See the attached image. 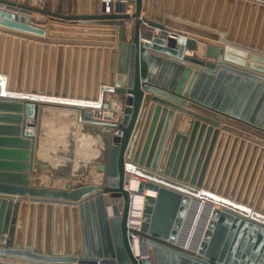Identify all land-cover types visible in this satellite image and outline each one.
<instances>
[{"label":"water","instance_id":"obj_1","mask_svg":"<svg viewBox=\"0 0 264 264\" xmlns=\"http://www.w3.org/2000/svg\"><path fill=\"white\" fill-rule=\"evenodd\" d=\"M31 2L0 0V109L11 113L0 120L12 135L1 140L12 148L0 153L17 169L0 164V264H264V10L257 7L252 23L251 5L244 26V4L237 25L238 0L226 26V0L215 29L218 0L206 26V6L197 23V6L184 18L188 0H128L131 15L118 0L107 14L101 0ZM31 13L48 19L35 24ZM164 27L191 35L165 38ZM45 29L103 37L51 42L40 39ZM194 42L214 64L183 56ZM247 52L261 56L249 57L251 72L240 69ZM105 94L124 105L117 125L91 119V110L106 109ZM180 114L190 119L183 134L175 132ZM89 167L99 184L73 187L69 180L87 178ZM33 169L48 172L49 183L65 180L63 189L30 187ZM130 176L139 179L136 195L155 193L143 197L139 230L129 231L140 260L125 230ZM197 200L207 205L183 251Z\"/></svg>","mask_w":264,"mask_h":264},{"label":"crops","instance_id":"obj_2","mask_svg":"<svg viewBox=\"0 0 264 264\" xmlns=\"http://www.w3.org/2000/svg\"><path fill=\"white\" fill-rule=\"evenodd\" d=\"M183 1L184 0H179V2H181V3ZM225 1L226 0H218L216 20L214 22V28L215 29L218 26L219 16H220V14H221V12L223 10L224 2ZM229 1L231 2V4H230L229 10H228V18L226 19V26H227V24L230 21V17H231L232 11L234 9V4L238 0H229ZM17 3L25 4V2L19 1V0H17ZM244 4L248 5V7H246V10L244 12V17H243L244 26H245L246 22L249 19L250 6L251 5L254 6V9L252 10V14L250 16V20H252V23H253V21H254V19L256 17V11H257L256 9H257V7H261L264 10V5H261L260 6L258 3H253V2H250V1H247L246 2L244 0H240L238 12H237V18H236L237 25H238V22L240 20V17L242 15V13H243V5ZM215 5H217L216 0H188V10H187L186 15H185L184 18L186 20L189 19L191 7L192 6H197V14H196V16L194 18L195 19L194 20L195 23H197V21L199 19V14H200L201 9H203L206 6L207 9H208L207 10L208 11L207 12L208 13V18H206V20L204 22V25L206 26L207 23H208V19H209L210 12L213 10V8H214ZM31 6H33V7H39V2L36 1V0H32ZM127 15H129V14H127ZM142 16H143V12H140V17H142ZM262 17H263V11L259 15L260 23H261ZM30 18H31V20H32L33 23L40 24V25H44L46 23L47 19H48L46 16H43V15H40V14H36V13H31ZM186 20H183L181 22L187 24V21ZM79 23H81V22L76 21V25H80ZM260 23H259V26H260ZM65 24H67V23H65ZM55 25H58L60 27H64L62 29H66V30H72L74 28L73 26L68 27V26L63 25V24H55ZM190 25L192 27H197V24H194V23L193 24H190ZM205 26L198 27V28L205 29ZM85 29H88V28H85ZM131 29H132V19L123 20L124 38L126 39V41H128L131 38ZM164 30L166 31L165 32L166 33L165 38H168L169 35H171V33H174V32L177 33L178 35H181V36L191 35V34H186L183 31L172 30V29L167 28V27H164ZM251 30H252V27L249 28V31H250L249 32V36L251 34ZM44 31H45V35H44L43 38H40V39H47L48 41H51V42H63V41H68L69 39H67V38L77 37V38H73L74 40H72V41H81V42L91 43V42H95L94 40H98L99 38L103 37V36H101L99 34H83V33L71 32V31H48V29H45ZM209 31L211 33H215V30H209ZM51 33H53V34H51ZM140 33L141 34L144 33V25H142V24L140 26ZM158 33H159V31L157 29H153V31L150 33V35L152 37H154V36H158ZM258 33H259V27H258V30L256 29V38L258 36ZM51 35H53V37ZM172 35H175V34H172ZM224 35H225V33H224ZM242 35H243V33L238 38V41H237L238 44H242L243 43V37H242ZM263 36H264V34H263ZM31 37H35V36H31ZM193 37H197V36H193ZM171 39H174V38H171ZM235 40H236V36H235V34H233L231 36V38H230V41L234 42ZM248 41H249V38L244 43L246 46H248V44H249ZM25 42L26 43H32L33 45H36L37 44V42H30L29 40H25ZM139 42L144 43L143 40H139ZM38 45L41 48L45 46L48 49H50V48H54V49H58V48L65 49L66 47H69V49H72L73 48V46H66V45H59V44H43V43H39ZM75 47H76L77 50H79L82 47L85 52L89 48L91 49V51L92 50L94 51V49H95L94 47H88V46H75ZM11 48H12V45H10V50H11ZM252 48H255V44L252 46ZM220 49H222V48H220ZM258 50L261 51L260 48ZM2 51H4V45H3ZM183 56L184 57H192V58H195L196 60L202 61L204 63L210 62V63H213L214 64V60L208 59V58H205L204 57V45H202V44H200L198 42H194V47L191 50L184 48V50H183ZM250 56L257 57V58H260L261 57L259 54L247 52L246 53L245 60H244V66L242 68H240L241 70L251 72V71L248 70V65L250 63L249 62V57ZM261 58L264 59V57H261ZM212 77H215V76H212ZM239 78L242 79L241 77H239ZM246 81H249V80L246 79ZM254 83H256V82H254ZM8 114H11V113H7L3 109H0V116H5V115H8ZM21 115L23 116V114H21ZM205 117H208V116H205ZM209 119H212V118H209ZM231 121H234V120H231ZM7 122L8 121H5V120L2 121V120H0V152H3L7 148H12V147H10V146H12L10 143H2V141H1V140H6V139L8 140V139H11L12 138L11 132H9V131H1V129L8 128L9 125H7ZM189 122H190V119L188 117L180 114V116L178 118V123H177L175 132L182 133V134L185 133L187 131V129H188ZM26 123H27V125H29L30 120H27ZM219 123H223V122H219ZM205 127H208L207 124H205ZM213 129L214 128L212 127V130ZM225 135H226V133H225ZM5 163H8L9 164L6 169L8 171H11V173H13V172H15L17 170L16 167L14 166L15 165L14 163H16V161H14V158L12 156H10V155H2L0 153V164H5ZM0 170H2V169L0 168ZM93 173L94 174H97L93 170V167H89L88 168V177L87 178H84V179H81V180L78 179V180H80L81 182H86L85 184H87V183H89L88 181H90V178L93 177ZM49 177H50V174L48 172H46V171H40V170H37V169H33V171H32V177L30 179V187H40V188H47V189H63L64 183L66 182L65 180L51 178L52 179V182L49 183L48 182V179H50ZM130 178L134 179L133 176H130ZM69 182L70 183L71 182L73 183L74 182V179L69 180ZM85 184H80V185H85ZM72 186L73 187H77L74 184H72ZM103 198H106V197L103 196Z\"/></svg>","mask_w":264,"mask_h":264},{"label":"built area","instance_id":"obj_3","mask_svg":"<svg viewBox=\"0 0 264 264\" xmlns=\"http://www.w3.org/2000/svg\"><path fill=\"white\" fill-rule=\"evenodd\" d=\"M119 3L124 4V13L125 14H132L133 7L130 4H127L128 0H118ZM101 3L104 5V13H109L108 6H113L115 0H101ZM103 101L106 103L107 107L106 109H94L90 111L91 119L98 122H105V123H113L115 125L119 124L121 120L122 115V109H123V103L119 99L118 95L114 94H105ZM119 135V132L116 128H113L111 131V137H117ZM136 181V188L134 190H127L128 193V206H127V213L125 218V230L127 233L129 231H138L141 221V215H142V206H143V197L146 196L145 190L140 195L141 201L138 204H135L133 201V195H136V189L139 179L136 177H133ZM151 197L155 196V193ZM139 196V195H138ZM150 196V195H149ZM206 202L203 200H197V205L193 211V215L191 218V221L189 223L187 232L184 236V239L181 244V249L183 251H187L192 239L193 235L195 233L198 221L202 215L203 208L206 206ZM107 209H109L107 207ZM130 239L132 241L133 248L131 250L132 256L136 260H140L143 258H146V256L139 255L137 251V236L133 233H129ZM75 264H103L100 260H95L94 262H84V263H75Z\"/></svg>","mask_w":264,"mask_h":264},{"label":"bare ground","instance_id":"obj_4","mask_svg":"<svg viewBox=\"0 0 264 264\" xmlns=\"http://www.w3.org/2000/svg\"><path fill=\"white\" fill-rule=\"evenodd\" d=\"M96 173V172H95ZM94 174V173H93ZM96 176L94 177V181L92 180V178H91V180H90V182L92 183V184H96V185H98L99 184V182H100V178H101V176H100V174H95ZM123 188L127 191V190H134L135 188H136V181H135V179H132V178H129L128 180H127V182L123 185ZM145 192V194H147V195H152L153 193L151 192V191H148V190H145L144 191ZM104 197H106V196H104ZM115 197L116 198H119L120 197V195L119 194H115ZM107 198V197H106ZM105 198V199H106ZM133 201H134V203L135 204H138V203H140V201H141V197L140 196H138V195H133Z\"/></svg>","mask_w":264,"mask_h":264},{"label":"rangeland","instance_id":"obj_5","mask_svg":"<svg viewBox=\"0 0 264 264\" xmlns=\"http://www.w3.org/2000/svg\"><path fill=\"white\" fill-rule=\"evenodd\" d=\"M19 1H23V2H25V0H19ZM36 1H38L39 2V0H36ZM96 175L95 174H93V177H92V180L94 181V177H95ZM90 180H91V178H90ZM87 181V180H86ZM88 182H90V181H88ZM86 182H81L80 180H78V179H74V182L72 183L71 182V184H74L75 186H78V185H80V184H85Z\"/></svg>","mask_w":264,"mask_h":264}]
</instances>
